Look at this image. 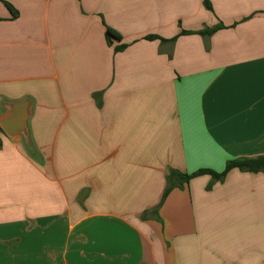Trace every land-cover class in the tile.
<instances>
[{"label":"crops","instance_id":"1","mask_svg":"<svg viewBox=\"0 0 264 264\" xmlns=\"http://www.w3.org/2000/svg\"><path fill=\"white\" fill-rule=\"evenodd\" d=\"M27 100L0 264H264V171L162 201L264 156V0H0V121Z\"/></svg>","mask_w":264,"mask_h":264},{"label":"trees","instance_id":"2","mask_svg":"<svg viewBox=\"0 0 264 264\" xmlns=\"http://www.w3.org/2000/svg\"><path fill=\"white\" fill-rule=\"evenodd\" d=\"M4 4L9 8L11 11H14V8L7 2H4ZM205 5L208 9H211L210 3L208 1H205ZM213 32V31H211ZM107 38H115L120 39V35L114 32L111 29H107ZM159 37L156 36H149L146 37V39L152 40V39H158ZM124 47H121V49ZM2 129H0L1 132ZM238 168L242 171H249V172H260L264 171V156L259 157L257 159H240V160H234L228 162L226 169L223 173L217 174L213 173L211 171H198L196 173H193L191 175L182 174L179 171H172V173L168 177V186L165 190L163 200L167 197V195L170 193L171 190H173L176 187H182L184 183H188L192 178L197 177L202 174H212L215 178H223L231 169Z\"/></svg>","mask_w":264,"mask_h":264},{"label":"water","instance_id":"3","mask_svg":"<svg viewBox=\"0 0 264 264\" xmlns=\"http://www.w3.org/2000/svg\"><path fill=\"white\" fill-rule=\"evenodd\" d=\"M29 100L10 106L8 115L0 121L1 129L11 138L26 132V121L30 116Z\"/></svg>","mask_w":264,"mask_h":264}]
</instances>
